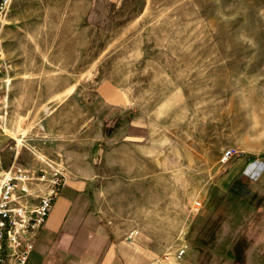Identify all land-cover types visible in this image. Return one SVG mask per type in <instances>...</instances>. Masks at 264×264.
<instances>
[{"label":"rangeland","instance_id":"rangeland-1","mask_svg":"<svg viewBox=\"0 0 264 264\" xmlns=\"http://www.w3.org/2000/svg\"><path fill=\"white\" fill-rule=\"evenodd\" d=\"M0 52L5 165L63 178L27 264H86L100 228L139 230L130 264H264V0H13ZM65 178L88 226L51 248Z\"/></svg>","mask_w":264,"mask_h":264},{"label":"built area","instance_id":"built-area-1","mask_svg":"<svg viewBox=\"0 0 264 264\" xmlns=\"http://www.w3.org/2000/svg\"><path fill=\"white\" fill-rule=\"evenodd\" d=\"M12 2L0 0V29ZM5 73L6 67L0 62V139L4 133L1 118L6 114L4 104L10 86V77ZM238 153L230 147L223 153L222 161L228 162ZM62 184L59 170L38 173L14 161L4 167L0 153V264L28 263L39 232L54 207L57 186ZM201 206V201H195L196 211ZM138 233V229L133 230L130 239ZM185 253L186 248L182 247L177 257Z\"/></svg>","mask_w":264,"mask_h":264},{"label":"crops","instance_id":"crops-1","mask_svg":"<svg viewBox=\"0 0 264 264\" xmlns=\"http://www.w3.org/2000/svg\"><path fill=\"white\" fill-rule=\"evenodd\" d=\"M6 102V101H5ZM4 107H6V103L4 104ZM5 111H6V108H5ZM6 114H7V111H6ZM5 114V115H6ZM5 115L2 116V118L5 120ZM5 125H6V120L5 122H3V128L5 130ZM4 134V133H3ZM3 144V138L0 139V153H1V150H3L1 147ZM1 157H2V165L4 167H7L9 165H5V162H4V156H3V153L1 154ZM17 157L18 155L16 156L14 162L17 163V164H21V165H24L22 163H19L17 162ZM26 166V165H24ZM28 168H30L29 166H26ZM31 169V168H30ZM63 180V178H62ZM76 179L74 178H65L64 180V185L62 186V190H65L66 189V193L68 194V197L69 199L71 200V204H70V208H69V213L67 215V217H65V219L63 220V223L62 225L60 226V229L57 233V235L55 236L53 242L51 243V248L53 247H58L60 245V242L62 240V237L65 233H71V235L78 232V228L79 227H83V226H88L86 224H83V221L85 220V214H80L77 211V205H78V199L77 197L75 196H71V191L72 193L76 192V191H79V192H84L85 191V186H83L80 182H83V181H77ZM71 196V197H70ZM72 212V214H70V212ZM86 221V220H85ZM76 222H78V225L76 227V229L74 230H71L72 228H74L76 226ZM72 231V232H71ZM44 233V228L42 227L40 232H39V235L37 237V244L38 246H46V238L45 237H42ZM94 237L96 236V241H100L101 242V245L103 243V246L100 250V252H96L95 250H93V252L91 250H88L87 252L84 253L85 257H84V260L87 262L86 264H90L89 261H91L90 259H94L93 261L95 262L94 264H97V261H100L101 263L100 264H118V263H129L132 261L130 258H126L125 254H124V249L126 247H128V243H132V240L130 238H127L126 240H122V239H114V236L111 234V235H106V234H102V230L101 228L100 229H97L96 233H94ZM70 235V237H71ZM73 238V237H72ZM99 242V243H100ZM92 244H94L92 242ZM106 245L109 246V250H106L105 254L103 255V250H105L104 248L106 247ZM88 248V246L86 247ZM137 249H140L137 247ZM58 250V248H57ZM142 251H145L144 249H141ZM49 263L52 262V260H48ZM93 264V263H91ZM141 264H159V261L157 259H155V257H152V259H148L146 260L145 262H142Z\"/></svg>","mask_w":264,"mask_h":264},{"label":"bare ground","instance_id":"bare-ground-1","mask_svg":"<svg viewBox=\"0 0 264 264\" xmlns=\"http://www.w3.org/2000/svg\"><path fill=\"white\" fill-rule=\"evenodd\" d=\"M8 130H9V127L5 128V130H4V131H5V132H7ZM20 141H21V139H20Z\"/></svg>","mask_w":264,"mask_h":264}]
</instances>
